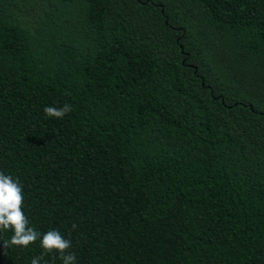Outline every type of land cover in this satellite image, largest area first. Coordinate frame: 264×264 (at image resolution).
I'll use <instances>...</instances> for the list:
<instances>
[{
  "label": "trees",
  "instance_id": "1",
  "mask_svg": "<svg viewBox=\"0 0 264 264\" xmlns=\"http://www.w3.org/2000/svg\"><path fill=\"white\" fill-rule=\"evenodd\" d=\"M0 172L76 264H264V0H0Z\"/></svg>",
  "mask_w": 264,
  "mask_h": 264
},
{
  "label": "clouds",
  "instance_id": "2",
  "mask_svg": "<svg viewBox=\"0 0 264 264\" xmlns=\"http://www.w3.org/2000/svg\"><path fill=\"white\" fill-rule=\"evenodd\" d=\"M72 111L70 104L57 108L48 106L43 109L45 119H61ZM24 193L20 181L11 175L0 172V233L11 232L9 239L3 242L4 248H27L39 241L41 256L34 257L31 264H40L47 254H56L62 264H76V255L71 252L72 242L59 230H49L41 234L29 224L23 211ZM73 228L76 226L73 225Z\"/></svg>",
  "mask_w": 264,
  "mask_h": 264
}]
</instances>
